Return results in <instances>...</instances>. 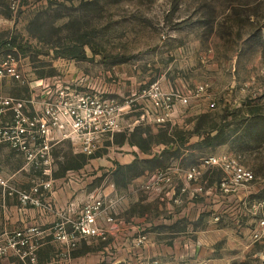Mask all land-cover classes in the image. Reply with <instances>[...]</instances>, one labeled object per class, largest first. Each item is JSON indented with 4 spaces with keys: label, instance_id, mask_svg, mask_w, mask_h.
I'll list each match as a JSON object with an SVG mask.
<instances>
[{
    "label": "rangeland",
    "instance_id": "374dc122",
    "mask_svg": "<svg viewBox=\"0 0 264 264\" xmlns=\"http://www.w3.org/2000/svg\"><path fill=\"white\" fill-rule=\"evenodd\" d=\"M7 55L18 79L0 78V126L14 120V109L32 118L48 106L56 116L83 98V132L87 139L97 134L90 156L124 153V141L136 147L141 158L129 167L115 166L112 174L100 168L101 184L123 186L145 171L168 167L187 170L213 155L234 158L253 180L226 192L248 191L245 206L228 210L226 202V234L237 240L226 263L264 264V229L258 241L247 240L264 218L257 209L264 202V0H0V63ZM111 118L118 122L112 132L105 129ZM0 150V201L12 203L17 191L75 170L83 156L62 142L38 169L7 145ZM154 150L160 151L158 159L144 157ZM211 169L218 185L223 173L204 170ZM3 211L0 264L22 262L35 241L27 236L24 247L10 248L11 234L19 231L5 232ZM83 242L70 257L87 248L88 262L148 261L131 249L128 259L98 255L100 243ZM40 250L46 258L61 248Z\"/></svg>",
    "mask_w": 264,
    "mask_h": 264
},
{
    "label": "crops",
    "instance_id": "0c3cea01",
    "mask_svg": "<svg viewBox=\"0 0 264 264\" xmlns=\"http://www.w3.org/2000/svg\"><path fill=\"white\" fill-rule=\"evenodd\" d=\"M62 142H67L73 155H84L81 143L76 139L59 137L52 141V147ZM120 145L122 149L126 148L124 153H113L110 157L93 156L79 168L66 171L64 177L52 178L48 191L37 187V195L45 206L43 209L30 208L22 212L18 211L17 202L0 201L3 216L7 219L5 225L8 230L5 232L14 229L26 233L31 229L30 238L36 245L31 252L33 262L25 257L22 262L15 258L1 264H98L96 259L88 262L86 256L90 251L87 248L70 257L71 251L54 238L58 231L71 230L91 195L102 197L104 203L116 201L113 222L107 223L103 218L99 220V224L108 230L106 241L93 238L79 240L84 241L82 246L90 245L91 241L100 243L94 253L126 256L128 259L131 249L132 254L140 251L145 261L157 259L163 264H229L226 263V255H231L230 246L237 240L230 233L226 234V202L228 210L243 207V192L247 194L248 191L242 188L236 195H226L219 183L217 185L211 179L212 169H201L200 178L188 182L184 179L186 170L178 167H174L172 185L159 193L146 187L154 174L148 171L123 186L113 182L101 184L100 168H106V172L112 174L116 172L115 166L119 169L129 167L141 158L134 145L125 141ZM159 155L160 151L154 150L144 157L151 160L158 159ZM4 159L0 150V161ZM140 206L142 211H139ZM140 236H144L145 240L136 249L135 241ZM55 244L60 246L61 251H50L46 258H42L39 249ZM22 255L27 254L23 252Z\"/></svg>",
    "mask_w": 264,
    "mask_h": 264
},
{
    "label": "built area",
    "instance_id": "2783aa9c",
    "mask_svg": "<svg viewBox=\"0 0 264 264\" xmlns=\"http://www.w3.org/2000/svg\"><path fill=\"white\" fill-rule=\"evenodd\" d=\"M0 63V78L10 77L18 79L12 64H9L10 56ZM9 64V65H8ZM87 104L83 98L77 99L73 105H69L61 115L54 116L53 110L45 106L41 116L32 118H23L19 116V111L14 109L15 118L10 123L0 126V145H7L13 151L22 154L25 158L26 165H31L38 169L46 165L50 160V149L52 141L59 137L76 139L81 143L82 152L85 155H91L95 149L97 134L94 139H87L84 134V114ZM98 111V110H95ZM95 114V112L93 113ZM118 122L115 118L109 119L105 123L107 131H115ZM95 133H98L97 127H94ZM92 140L93 143H90ZM216 167L223 173V177L219 182L222 191H234L239 186H244L253 180V175L244 167L239 165L234 158L226 154L213 155L199 159L197 165H192L186 170L184 179L188 182L196 181L200 178L201 169ZM174 167L165 168L162 171H156L149 184L151 190L159 193L165 188L172 185V175ZM37 187L48 191L51 188L50 182H44L36 187H32L29 191H17L18 211L27 208H40L45 206L42 204V198L37 195ZM116 208V201H107L104 203L102 197L98 195L89 196L80 212L79 218L72 224L69 232L58 231L54 234V238L63 244L67 251H72L80 239L93 238L100 241H106L108 230L99 224L100 219H104L107 223H112L113 210ZM264 210V202L258 208ZM264 229V218L260 219L256 228L250 233V241H258L261 238ZM32 230L25 232H13L8 243L10 248L16 246L24 247L27 244V236L31 235ZM145 240L144 236L136 239L135 244L141 245ZM32 248L29 249L27 255L30 262L34 261L31 256ZM5 255V248L0 247V259ZM144 264H163L157 259H151Z\"/></svg>",
    "mask_w": 264,
    "mask_h": 264
},
{
    "label": "trees",
    "instance_id": "16d2710c",
    "mask_svg": "<svg viewBox=\"0 0 264 264\" xmlns=\"http://www.w3.org/2000/svg\"><path fill=\"white\" fill-rule=\"evenodd\" d=\"M14 44L12 42L8 43V46H13ZM93 156H88L85 157L84 155L82 156V161L81 164H79L76 168H79L80 166L84 165L86 163V161L90 158H92Z\"/></svg>",
    "mask_w": 264,
    "mask_h": 264
}]
</instances>
